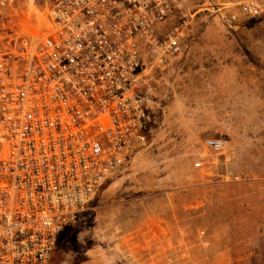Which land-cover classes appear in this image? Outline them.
<instances>
[{
  "label": "built area",
  "instance_id": "1",
  "mask_svg": "<svg viewBox=\"0 0 264 264\" xmlns=\"http://www.w3.org/2000/svg\"><path fill=\"white\" fill-rule=\"evenodd\" d=\"M41 1L46 19L34 28L26 0H0V264H48L60 233L146 144L145 55L181 56L201 10ZM209 7L230 26L264 17V0Z\"/></svg>",
  "mask_w": 264,
  "mask_h": 264
},
{
  "label": "rangeland",
  "instance_id": "2",
  "mask_svg": "<svg viewBox=\"0 0 264 264\" xmlns=\"http://www.w3.org/2000/svg\"><path fill=\"white\" fill-rule=\"evenodd\" d=\"M187 1L182 55L144 58L146 144L48 264H264V17L230 26L209 6L236 0ZM26 8L45 21L41 0Z\"/></svg>",
  "mask_w": 264,
  "mask_h": 264
},
{
  "label": "trees",
  "instance_id": "3",
  "mask_svg": "<svg viewBox=\"0 0 264 264\" xmlns=\"http://www.w3.org/2000/svg\"><path fill=\"white\" fill-rule=\"evenodd\" d=\"M65 238L67 239V244H73L76 241V229H75V227H73V226L67 227L60 233V235L57 238L56 244H55L56 249H57V245L60 243V241L62 239H65ZM55 246H54V248H55Z\"/></svg>",
  "mask_w": 264,
  "mask_h": 264
},
{
  "label": "crops",
  "instance_id": "4",
  "mask_svg": "<svg viewBox=\"0 0 264 264\" xmlns=\"http://www.w3.org/2000/svg\"><path fill=\"white\" fill-rule=\"evenodd\" d=\"M134 260H135V258H134ZM100 264H111V263L108 261V259H104V260H102V262H100Z\"/></svg>",
  "mask_w": 264,
  "mask_h": 264
}]
</instances>
